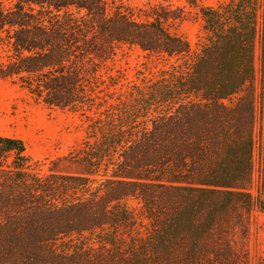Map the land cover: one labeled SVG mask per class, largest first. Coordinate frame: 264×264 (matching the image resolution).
I'll use <instances>...</instances> for the list:
<instances>
[{
    "label": "trees",
    "instance_id": "obj_1",
    "mask_svg": "<svg viewBox=\"0 0 264 264\" xmlns=\"http://www.w3.org/2000/svg\"><path fill=\"white\" fill-rule=\"evenodd\" d=\"M200 14L191 49L163 6L0 0V78L85 120L67 155L78 174H41L21 138L0 135V264H248L250 214L264 210V0ZM124 45L163 68L117 91Z\"/></svg>",
    "mask_w": 264,
    "mask_h": 264
},
{
    "label": "rangeland",
    "instance_id": "obj_2",
    "mask_svg": "<svg viewBox=\"0 0 264 264\" xmlns=\"http://www.w3.org/2000/svg\"><path fill=\"white\" fill-rule=\"evenodd\" d=\"M5 3L8 0H3ZM135 12L139 8L163 6L177 10L180 19L171 21V31L184 37L191 49H196L202 40V19L200 8L214 6L225 0H112ZM260 46L255 44V77L253 85L257 88L259 76ZM163 68L153 55L137 46H122L113 61L114 73L119 75L115 85L117 91L125 90L132 83H140L157 74ZM236 96L225 99L230 103ZM258 127V112H257ZM0 135L16 136L25 144V154L32 169L46 174L51 170L64 174H78L84 167L67 158L68 153L77 147L85 135V120L77 112L55 107H47L33 101L18 84L0 78ZM258 172L255 166L250 190L257 193ZM126 204L139 210L134 198H127ZM245 248L248 264H264V210L254 208L250 214L249 230Z\"/></svg>",
    "mask_w": 264,
    "mask_h": 264
}]
</instances>
